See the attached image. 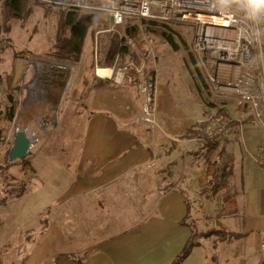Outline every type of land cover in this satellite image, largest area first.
Segmentation results:
<instances>
[{
    "label": "crops",
    "instance_id": "crops-1",
    "mask_svg": "<svg viewBox=\"0 0 264 264\" xmlns=\"http://www.w3.org/2000/svg\"><path fill=\"white\" fill-rule=\"evenodd\" d=\"M87 35L83 48L90 40ZM144 55L145 51L140 58ZM146 67L153 73L159 126L150 130L135 122L141 100L136 87L125 84V80L114 87L89 84V140L80 153L73 175L67 172L63 176L64 184L70 191L77 192L80 201L92 202L89 197L95 202L100 199L111 201L116 203L112 213L117 218L132 220L126 227L117 224L114 231H107L105 227L97 235L100 237L106 233L107 236L82 243L85 247L78 254L75 248L64 243L60 247L68 250L58 253L64 255L53 259L50 254L47 261L33 262L170 264L189 239L193 225L198 226V218L203 215L199 212L194 215L190 202L199 200V204L203 203V210L210 213L209 208L219 201L216 193H207L204 189L210 184L207 164L222 159L232 166L229 186L235 209L231 214H225L218 225L238 236L230 240H219L215 235L200 238L199 245L191 250L182 264H189L196 252L199 256L194 264H258L264 231V164L255 161V154L256 145L262 139V128L258 125L253 129L246 127L248 155L242 152L236 141L239 127L237 131L230 127L228 133L226 131L219 139L217 148H209L207 143L199 145L196 138L202 127L195 125L203 123L216 111H211L196 89L193 96L185 93L186 101L180 89V86L186 89V81L180 79V76L185 77L181 71L177 73L174 67H158L155 59L148 60ZM193 126L197 129V136H184ZM123 184L128 186L130 193L126 194L127 190L123 189L120 194V189L114 188ZM61 201L65 203L67 200ZM126 207L132 208L125 210ZM97 212L103 213L98 207ZM80 218L84 219L85 215Z\"/></svg>",
    "mask_w": 264,
    "mask_h": 264
},
{
    "label": "rangeland",
    "instance_id": "rangeland-1",
    "mask_svg": "<svg viewBox=\"0 0 264 264\" xmlns=\"http://www.w3.org/2000/svg\"><path fill=\"white\" fill-rule=\"evenodd\" d=\"M61 7L30 1L26 7L27 13L14 16L7 14L2 6V0H0V111L4 112L8 93L13 92L18 103V113L12 120L0 117V127L5 132V139L0 142V264H35L33 261L40 259L47 261L50 254L53 255V259L58 258L64 255H58L59 252L68 250L66 247H60L64 243L66 246L71 245L72 248H75L74 251L78 254L85 247L82 243L89 242L93 238L107 236L106 233L100 237L97 235L105 227L108 228L107 231H114L117 224L121 228L126 227L132 220L128 217L117 218L112 213L113 205L116 206V203L111 201L105 202L100 199L95 202L92 197H89L92 202L80 201L77 192L70 191L63 182L65 181L63 176L67 172L73 175V171L76 169L74 167L79 162L80 153L89 140L90 111L87 101L90 92L89 84H91L92 77L100 78L95 73V64L107 66L104 58L107 49L111 44L113 46L111 40L115 41L118 38L121 41L124 33L122 32L123 36L120 39L115 32L106 30L107 17L105 14L97 12L100 18L105 21L104 24L101 20L100 26H92L89 29L87 39L90 40L82 49L78 62L64 61L55 48V44L60 43L62 38L69 35V28L62 24ZM101 27L104 28L101 29ZM164 32L172 36L176 49H173L170 42L163 36ZM139 35L140 37L144 35L153 47L158 67L160 65L163 69L174 67L177 73L181 71L185 75V77L180 76V79L186 81V89L183 90V86H180V89L186 101L188 99L185 93L193 96L194 89H196L199 94H202L211 111H217L221 107H224L225 113L227 110V123L232 118L238 119L232 123L235 131L239 127L236 141L242 152L248 155L246 140L248 142L249 136L246 127L249 126L253 129L260 125L254 121L246 105H237L232 99V95L227 94L228 102L218 103L217 95L220 93L214 92L209 87L206 75L199 70L190 50L192 32L189 26L174 23L167 26L161 23L147 22L142 26L140 32L139 30L135 32L132 40L130 38L125 40L129 52L140 56L144 50ZM57 39H59L58 42ZM121 57L122 55L116 66L132 62L129 55ZM51 65L69 67L59 106L55 109L50 106L43 108L44 114H35L31 118V123L27 124L24 113L31 101L43 89V83L39 76ZM150 65L151 62L148 66ZM190 68L192 69L191 73L187 72ZM151 72L146 67L144 75L151 77ZM188 73L192 75V78ZM134 85L133 87H136L141 100L140 110L135 118L136 122L141 112L144 96L137 88V82ZM155 100L154 93L152 108L155 111L157 124L152 126L138 122L150 130L159 126ZM26 101L27 105L23 108ZM226 106L227 108H225ZM19 118H23L25 126L31 127L33 133L39 135V139L26 157L9 162L8 152L13 143L15 127ZM218 118L219 121H222L220 120L221 116ZM242 126H245L244 130ZM90 133H92L91 129ZM228 145L229 140H227ZM212 186V184H207L204 191L214 194ZM114 188L120 189V194L123 189L127 190L126 194L130 193L126 184L116 185ZM71 195L74 197L70 198ZM216 196L219 201L209 208L210 213L203 210V203L199 204V200L190 202L194 215L196 212L203 213L202 217L198 218V226L193 225V230L203 231L219 227V221L226 216L225 203L222 191L216 192ZM62 199L67 201L62 203ZM132 203L137 205L136 202ZM48 204H51L50 208H48ZM97 207L103 213L98 214ZM131 208L126 207L125 210ZM133 208L136 209V207ZM81 215H85V218L81 219ZM47 230H50L49 233L44 234ZM65 239H68L71 244ZM198 253L194 254L189 264L197 262Z\"/></svg>",
    "mask_w": 264,
    "mask_h": 264
},
{
    "label": "built area",
    "instance_id": "built-area-1",
    "mask_svg": "<svg viewBox=\"0 0 264 264\" xmlns=\"http://www.w3.org/2000/svg\"><path fill=\"white\" fill-rule=\"evenodd\" d=\"M29 1L103 13L108 22L106 30L115 32L120 39L126 24L137 25L139 32L147 22L189 26L192 32L190 50L199 70L206 75L209 87L220 93L217 95L220 103L228 102L227 94L232 95L237 105H246L254 121L262 127L255 161L264 164V5H254L250 0ZM140 40L145 51L140 65L130 62L116 66L117 54L111 67L95 64V73L120 84L128 69L134 67L138 75L137 88L144 96L136 122L155 126L157 119L152 108L155 89L149 85L152 77L144 75L147 61L155 59V51L144 35ZM106 69H111L107 76L103 74ZM203 122L205 125L196 138L199 145L219 141L229 131L227 121H219L216 113L208 115ZM218 163L221 166L224 162L221 159ZM219 179L217 175L215 181ZM261 250L258 264H264V231Z\"/></svg>",
    "mask_w": 264,
    "mask_h": 264
},
{
    "label": "trees",
    "instance_id": "trees-1",
    "mask_svg": "<svg viewBox=\"0 0 264 264\" xmlns=\"http://www.w3.org/2000/svg\"><path fill=\"white\" fill-rule=\"evenodd\" d=\"M29 0H2V6L7 12L8 15L20 16L22 14L27 13L26 7L28 5ZM61 13L63 16V26L69 28V35H66L65 38L61 39L60 43L55 44V48L57 53L61 56L64 61L78 62L81 56V52L84 45L85 37L91 29L92 26H100L101 22L104 24V20L100 18L97 12L94 11H82L81 9H70L67 7H61ZM102 20V21H101ZM104 27H101V29ZM106 28V27H105ZM137 31V25L126 24L124 28V36L121 41L117 38V40H111L113 46L111 44L110 48L107 49L106 52V64L107 66H111L115 60L117 54L119 57L122 55H129L132 59V62L135 66L140 65L141 58L139 55L132 54L129 52L127 45L125 44V40L130 38L131 40L134 38L135 32ZM163 36L170 42L173 49H176L175 41L169 33H162ZM59 39H57V42ZM121 57V58H122ZM52 66V65H51ZM43 71L39 79L42 80L43 89L40 90L39 94L31 101V104L24 113L25 121L27 124L31 123V118L35 114H44L43 108H47V106L52 107L53 109L59 106V100L61 98L64 85L67 81V76L69 74V69L63 66H52ZM189 72H192L190 68ZM151 83L149 84L152 89H154V78L153 73L151 74ZM125 84L129 83L131 85L136 84L138 80V75L134 70V67L128 69L125 75ZM91 85L95 86H107L114 87L118 84L115 83L112 79H100L96 76L90 79ZM197 84V83H196ZM199 87V84H198ZM7 99L5 101L4 112L0 111V117L3 116L8 120H12L18 113V103L17 98L14 93H8ZM1 110V109H0ZM216 116H221L220 120L227 121L228 114L224 112L223 108H218L216 111ZM233 121L227 123V127L232 126ZM205 123H199L195 125V127H203ZM190 127L184 136L186 137H195L197 136V129ZM229 127V128H230ZM5 139V132L0 127V142ZM218 141L209 142L206 144L209 148H217ZM218 161L209 162L206 166V174L210 178V184L213 186L214 193L222 191L223 193V201L225 203V214H231L235 209L234 201L229 192L230 188V179L232 177V166L229 161L222 163L220 166ZM219 175L220 179L218 182L215 181L216 176ZM181 224H186L184 221L180 222ZM215 235L219 240H230L233 238H237L238 234L228 230L223 225L219 224L218 228H211L206 231H191V235L189 239L186 241L182 249L178 252L175 258L172 260L170 264H182L185 258L189 255L191 250L199 245L200 238H207L209 236ZM78 264L80 262L78 261Z\"/></svg>",
    "mask_w": 264,
    "mask_h": 264
},
{
    "label": "water",
    "instance_id": "water-1",
    "mask_svg": "<svg viewBox=\"0 0 264 264\" xmlns=\"http://www.w3.org/2000/svg\"><path fill=\"white\" fill-rule=\"evenodd\" d=\"M26 103L27 101L24 102L23 108L26 107ZM38 139L39 135L33 133L31 127L25 126L23 118H19L15 127L13 143L8 152V161L11 162L26 157Z\"/></svg>",
    "mask_w": 264,
    "mask_h": 264
},
{
    "label": "clouds",
    "instance_id": "clouds-1",
    "mask_svg": "<svg viewBox=\"0 0 264 264\" xmlns=\"http://www.w3.org/2000/svg\"><path fill=\"white\" fill-rule=\"evenodd\" d=\"M250 3L254 5H264V0H250Z\"/></svg>",
    "mask_w": 264,
    "mask_h": 264
},
{
    "label": "bare ground",
    "instance_id": "bare-ground-1",
    "mask_svg": "<svg viewBox=\"0 0 264 264\" xmlns=\"http://www.w3.org/2000/svg\"><path fill=\"white\" fill-rule=\"evenodd\" d=\"M110 73H111V69H106L103 71V74L106 76L109 75Z\"/></svg>",
    "mask_w": 264,
    "mask_h": 264
}]
</instances>
